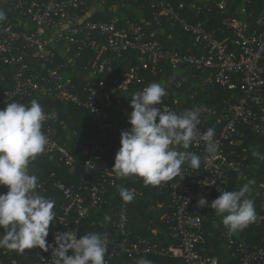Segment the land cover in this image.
Segmentation results:
<instances>
[{"label":"built area","instance_id":"1","mask_svg":"<svg viewBox=\"0 0 264 264\" xmlns=\"http://www.w3.org/2000/svg\"><path fill=\"white\" fill-rule=\"evenodd\" d=\"M217 5L223 8L226 2ZM201 8L186 0L177 6L171 0H0L6 14L0 22V109L11 101L26 103L46 96L95 117L97 135L79 137L78 153L62 143L48 119L43 122L48 137L44 152L54 155L72 177L68 183L54 178L52 197L44 195L48 190L38 181L37 191L55 201L58 216L50 224L49 244L55 246L59 232L69 230L77 236L96 232L107 234L106 264H136L142 257L219 264L204 237L210 206L198 207L197 201L205 197L210 205L227 190L231 172L242 168L245 156L235 145L246 136L245 129L264 137V29L250 30L244 19L227 17L222 25L232 31L233 39L224 42L203 22L192 23L180 12ZM176 32L188 35L191 45L174 47ZM118 62L122 68H117ZM153 82L168 93L162 109L180 113L198 108L199 133L214 128L219 142L214 155L206 153L203 141L187 150L179 148L200 155L201 167L185 163L176 178L150 187L155 197L148 206L159 214L146 224L149 234L144 236L129 227L130 202L122 199L118 186L134 190L131 202L143 199L145 191L130 184V176L117 178L111 169L120 133L130 128L127 119L114 116H129L128 100ZM217 86H239L242 92L219 114L198 99ZM42 108L46 115L56 113ZM107 154L112 164L106 163ZM256 185L262 188L264 179ZM225 245L238 264H264V246L235 240L231 232ZM52 255L51 248L34 247L24 254L0 249V264H53Z\"/></svg>","mask_w":264,"mask_h":264},{"label":"clouds","instance_id":"2","mask_svg":"<svg viewBox=\"0 0 264 264\" xmlns=\"http://www.w3.org/2000/svg\"><path fill=\"white\" fill-rule=\"evenodd\" d=\"M5 19L6 14L0 10V22ZM167 94L164 86L153 82L132 95L130 128L120 133V147L111 168L117 178L137 176L145 186H161L180 175L186 162L193 169L201 167L200 155L179 148L187 150L193 143L199 145L203 141L207 154L216 153L219 141L215 129L198 131L200 110L177 113L167 107L162 109V98ZM57 115H46L36 99L28 104L11 101L0 109V185L7 186V191L0 193V249L24 254L34 247L44 251L51 248L53 264H106L107 234L89 232L77 236L69 230L59 232L54 237L55 246L46 239L50 224L58 217L55 201L37 191L38 177L29 172L28 165L48 144L43 122L56 119ZM252 155L259 157L260 153L253 151ZM118 191L125 202L134 199V190L118 186ZM250 192V185L245 183L238 190L219 192L210 205L201 197L197 206H210L230 232L242 231L257 216ZM69 250L72 254H68ZM136 264L153 262L142 257Z\"/></svg>","mask_w":264,"mask_h":264},{"label":"trees","instance_id":"3","mask_svg":"<svg viewBox=\"0 0 264 264\" xmlns=\"http://www.w3.org/2000/svg\"><path fill=\"white\" fill-rule=\"evenodd\" d=\"M180 1L181 0H171L174 6H177ZM186 1L188 3H196L197 7L201 6L202 8L198 12L192 9L181 10V14L187 17L192 23L203 22L207 30L214 32V35L224 42L227 41L230 43L233 39L232 31L222 25V20L227 17L244 19L249 24L250 30L264 29V21L262 20L263 23H260V20L264 19V0H252L251 3H245L242 0H225L226 5L223 8H219L217 5V2L220 0ZM174 38L178 40L174 47L182 43L191 45L192 42L190 37L182 32H176ZM127 55L128 53L124 54V57ZM121 61H124V58ZM117 64V68L123 67V63L119 64L118 62ZM189 86L192 87V83H189ZM241 95L242 92L239 86L234 89L217 86L209 90L207 94H200L198 99L206 103L209 107H215L219 114L228 104L237 101ZM36 100L42 107L46 108L47 111H56L58 114L57 118L48 119V124L56 129V135L60 137L62 143L66 147L71 148L74 152L78 153L80 147L78 143L79 137L87 135L89 138H92L97 135L94 116L77 109L73 105H66L46 96ZM30 101L31 100H29V102ZM130 101L131 100H128L127 102L129 108H131ZM114 118L120 119L121 121L125 119L128 120V116L124 115H116ZM70 131H75L77 135L75 137L68 135ZM244 131L246 136L236 140L235 148L239 154L245 156V159L239 171L231 172L227 190H238L245 183L251 186L252 179L255 180L254 183L256 184L264 179V137L252 133L249 129H245ZM253 151H258L260 156H253ZM110 159V154H107L105 160L107 164H112V160ZM79 162L80 158L77 157V172L80 170ZM28 170L31 174L38 177V181L44 182V188L48 190L44 195L49 197H52V194L56 193L52 185H50L54 178H60L66 183L72 182V177L67 173V169L64 165L56 162L54 155L45 152L37 156L35 160L30 161ZM130 177L133 178L130 184L143 189L145 191V197L128 204V224L132 230H136L137 233L148 236L149 231L146 224L159 214L158 211H154L148 206V200L151 197H155V195L150 190V187H152L151 185L145 188L142 178L137 176ZM256 184L255 187H251V192L248 194L249 198L254 200L257 213L256 220L242 231L231 232V238L235 240H246L248 244L264 246V186L258 188ZM6 191L7 186L0 185V193ZM207 212L209 213V218L204 221V237L208 251L218 257L219 264H238L239 259L230 258L231 252L225 245L226 235L230 231L223 225L222 217L216 215L211 207L207 208ZM1 228L0 232L3 229ZM99 230L98 228V231ZM150 260L153 264H178L177 259L164 257L151 258Z\"/></svg>","mask_w":264,"mask_h":264}]
</instances>
